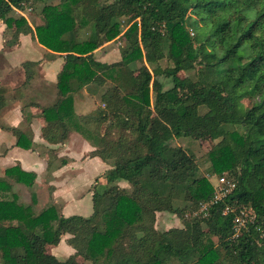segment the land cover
Masks as SVG:
<instances>
[{"label":"trees","instance_id":"16d2710c","mask_svg":"<svg viewBox=\"0 0 264 264\" xmlns=\"http://www.w3.org/2000/svg\"><path fill=\"white\" fill-rule=\"evenodd\" d=\"M45 1L0 0L6 44L31 34L63 54L56 99L41 108V135L63 143L76 131L92 145L88 155L110 168L92 190L89 213L69 216L54 205L35 211L34 194L30 203L18 202L14 182L31 187L35 174L18 163L5 168L0 264H264V0ZM36 2L43 5L33 25L13 13ZM117 38L124 41L118 61L95 58ZM163 59L172 64L162 66ZM33 64L23 63L26 80ZM190 69L195 77L186 83L178 73ZM157 76L172 85L159 86L152 98ZM91 85L105 86L104 107L76 114L74 95ZM4 100L1 87L0 108ZM11 132L30 148L24 130ZM185 136L216 140L206 153L209 170L235 178L205 216L185 217L214 193L193 154L169 142ZM242 206H251L254 218L236 234ZM158 212L182 225L157 229ZM64 234L74 252L61 260L47 248Z\"/></svg>","mask_w":264,"mask_h":264},{"label":"crops","instance_id":"0c3cea01","mask_svg":"<svg viewBox=\"0 0 264 264\" xmlns=\"http://www.w3.org/2000/svg\"><path fill=\"white\" fill-rule=\"evenodd\" d=\"M25 18L32 25L26 15ZM4 28L0 20V88L5 90L4 104L0 108V174L17 163L23 170L35 174L31 187L15 182L13 185L14 192L16 185H23L29 194L31 191L42 194L45 187L48 191L47 204L44 202L40 205L36 200L34 210L39 207L40 211L47 205H54L57 212L64 216L73 215L76 213L74 211L87 213L92 190L96 184L105 182L104 173L110 166L99 157L88 155L93 147L76 131L70 130L63 143H49L41 135V127L45 124L41 108L56 99V78L63 63V54L41 45L31 34H20L15 43L6 44L9 34ZM109 43L104 42L96 50ZM108 56L105 54V57ZM25 61L34 63L29 66L28 71L32 75L27 80L23 65ZM98 89L95 85L86 86L74 95L73 109L76 114H86L96 109ZM14 127L27 133L30 148L16 144L17 139L11 132ZM122 181L118 184L122 185ZM67 235L64 234V238H68ZM62 237L57 245L50 246V253L57 258L63 252ZM67 244L68 249L63 250L66 252L64 255L69 256L74 249Z\"/></svg>","mask_w":264,"mask_h":264},{"label":"rangeland","instance_id":"374dc122","mask_svg":"<svg viewBox=\"0 0 264 264\" xmlns=\"http://www.w3.org/2000/svg\"><path fill=\"white\" fill-rule=\"evenodd\" d=\"M59 0H46V3H50V4H56L58 3ZM43 3L42 2H36L34 5H24V8L19 11L17 9H13L14 13L17 14H22L21 12H23V16L25 17V15L28 17L30 23L33 25L36 21V14L37 12L39 13L41 7H42ZM25 14V15H24ZM191 32V30H190ZM88 33V28H84L79 32V37L80 38H85L87 36ZM192 33V32H191ZM124 45V41L121 38H117L114 39L112 41H110L109 44H107L105 47H101L98 50H96L94 52L95 57L102 61V62H107V63H111V62H115L118 61L120 59V54H119V48L121 46ZM197 46V44H196ZM105 54H109L108 57H105ZM162 66H166V65H171L172 62L168 61L167 59H163L161 62ZM195 73L196 70L195 69H190L187 71H180L178 73V76L184 80L186 83L190 82L192 79H194L195 77ZM172 85V81L170 78H165L163 76H157L155 77L151 84H150V93L151 96L153 98L154 93L156 91V89L161 86L163 89H166L168 87H170ZM105 86L104 87H99V89L97 90V94H96V100H95V104H96V108H102L104 107V104L100 101V96L101 93L103 92ZM52 102V101H51ZM50 102V103H51ZM47 103H49V101H47ZM127 133H129V131H127ZM171 145L173 146H180L181 148H183L185 151H187L188 153L193 154L197 165H198V169H199V174L206 176L209 181L213 184V186H218L219 185V177L221 176H225V181H227V185H229L230 187V191L231 189L234 187L235 185V178L234 176H231L229 174H223L218 176L215 173L210 172L209 170V161L206 157V153L207 151L212 147V145L216 142V140H197L194 139L192 137H180V138H173L172 140L169 141ZM103 179V177H102ZM25 185V184H24ZM122 185L129 188V185L124 181H122ZM120 185V186H122ZM96 186H99L98 184H96ZM229 191V192H230ZM15 192L17 194V198H18V202H31V195L34 194L35 198L37 200V202L39 201V204L42 205L44 202V204H47L46 198H48V191L45 189L44 187V192L42 194L40 193H36L33 191H31V193L29 194V192L26 189V186H18L16 185L15 187ZM39 194V195H37ZM173 195L175 197L180 198L181 195L176 192L173 193ZM50 201V200H49ZM90 205H91V201H90ZM245 208L246 211H248L249 216H251L252 218L254 217V211L251 208V206H242L241 209ZM34 209V206H33ZM39 207H37L35 210L39 211ZM89 211H90V206H89ZM89 211H87V213H82L79 211H74L76 212L75 214H80V215H87L89 213ZM201 207L199 205V207H196L195 209H193V211L190 213H186L185 217H193L196 215L199 216V214L201 215ZM202 216H205L202 214ZM182 225V220L181 218H179L178 216L169 213V212H158L156 214V221H155V227L159 230H163V229H167L169 227L172 226H181ZM66 236H63L62 238V242L63 245L61 246L62 248V253H59L57 256H59V259H64L67 257V254L64 255L66 252L65 250H63L64 248H66V244H67V238H64ZM67 237H69V235H67ZM60 245V244H59ZM67 246H69L71 248L70 245L67 244ZM68 249V248H66ZM47 250L50 252V247L47 248ZM65 252V253H64ZM80 260V259H79ZM85 264H92L90 261H84Z\"/></svg>","mask_w":264,"mask_h":264},{"label":"built area","instance_id":"2783aa9c","mask_svg":"<svg viewBox=\"0 0 264 264\" xmlns=\"http://www.w3.org/2000/svg\"><path fill=\"white\" fill-rule=\"evenodd\" d=\"M219 182L220 183L218 186H214V193L211 199L209 201H204L200 203L201 212L203 215H206L207 209L211 204L220 200L230 191V187L229 185H227V181H225V176L219 177ZM227 210L228 207H226L223 212H226ZM253 218L249 216L248 211H246L245 208L240 209L233 219L235 233L237 234L242 228H245L247 223L251 222Z\"/></svg>","mask_w":264,"mask_h":264}]
</instances>
